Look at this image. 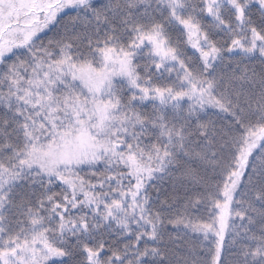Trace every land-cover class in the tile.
Masks as SVG:
<instances>
[{
	"label": "trees",
	"instance_id": "1",
	"mask_svg": "<svg viewBox=\"0 0 264 264\" xmlns=\"http://www.w3.org/2000/svg\"><path fill=\"white\" fill-rule=\"evenodd\" d=\"M262 2L86 0L0 56V264H264Z\"/></svg>",
	"mask_w": 264,
	"mask_h": 264
},
{
	"label": "rangeland",
	"instance_id": "2",
	"mask_svg": "<svg viewBox=\"0 0 264 264\" xmlns=\"http://www.w3.org/2000/svg\"><path fill=\"white\" fill-rule=\"evenodd\" d=\"M84 1L86 0H0L1 60L17 49L31 46L38 36L56 21L58 14ZM211 2L214 6L218 4V0ZM262 3L264 8V0ZM209 194L210 203L204 205H219L218 193ZM211 218L207 225L198 230L201 238L207 241H210L217 232L216 218L214 216Z\"/></svg>",
	"mask_w": 264,
	"mask_h": 264
},
{
	"label": "water",
	"instance_id": "3",
	"mask_svg": "<svg viewBox=\"0 0 264 264\" xmlns=\"http://www.w3.org/2000/svg\"><path fill=\"white\" fill-rule=\"evenodd\" d=\"M263 134H264V132H263Z\"/></svg>",
	"mask_w": 264,
	"mask_h": 264
}]
</instances>
